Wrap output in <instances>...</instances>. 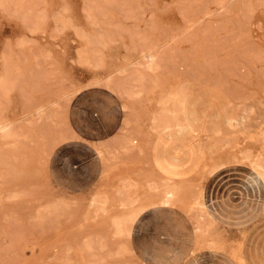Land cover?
<instances>
[{"label": "rangeland", "instance_id": "obj_1", "mask_svg": "<svg viewBox=\"0 0 264 264\" xmlns=\"http://www.w3.org/2000/svg\"><path fill=\"white\" fill-rule=\"evenodd\" d=\"M187 134L234 165L154 172L153 136ZM249 170L264 188V0H0V264H156L138 247L160 232L135 222L165 206L215 250L195 264H244L203 192Z\"/></svg>", "mask_w": 264, "mask_h": 264}, {"label": "crops", "instance_id": "obj_2", "mask_svg": "<svg viewBox=\"0 0 264 264\" xmlns=\"http://www.w3.org/2000/svg\"><path fill=\"white\" fill-rule=\"evenodd\" d=\"M218 101L221 103V106L225 104L224 102L227 103L225 99ZM207 110L208 108L205 109L206 112ZM227 111L232 113L229 105L227 106ZM212 119L213 112L208 111V115L197 123V128L200 133L206 134L205 136H212L208 130L211 121H213ZM241 119H244L243 115ZM201 137L203 136H190L189 134L178 137H167L165 135L153 136L148 149V160L151 161L154 172L170 177L188 175L192 179L196 176L195 172L197 169H199V160H202L206 165H211L213 162H226L229 160V158L219 155L212 162H207L208 158L203 148ZM105 140L107 138L104 140L100 139L97 142ZM232 165L234 164L226 162L216 172L211 175L208 174L205 177L206 180L211 179L217 173L224 171V169ZM231 172L233 171L222 173L213 179V185L216 182L218 183L215 187L212 185V187L204 190L205 205L216 224L227 230L229 229L228 227L232 226V232L237 233V235L241 233L240 235H242L244 244L243 249L242 247L240 249V254L244 260V264H264V257L262 259H260L261 257L256 259L251 255L253 241L259 237L260 232L258 231L261 229V226H264V188L260 181L254 179L250 170L242 178L233 175ZM227 173L230 174L228 175ZM224 174L227 175L222 179ZM166 207L169 208L171 206L148 209L137 219L135 224L142 223V226L138 228L139 230L145 229V227L147 229L152 227V233L158 232V230L160 232L158 234L159 238H157L159 243L156 247L150 251L147 250V252L143 247H138L140 250H137L140 252L144 250V254L141 252L144 256L147 255L154 258L158 256L155 258L157 259L156 264H165L166 262L168 264H195L196 257H199L198 255L200 253L207 251L208 255L213 254L215 251L213 249L194 251L193 243H191L190 239H187L188 233H177L175 225L172 226L170 220L166 219L165 216H160V214H163L160 212ZM163 211L169 213V210ZM242 213H246L247 216H244ZM157 221L159 224L156 223ZM165 221H168V225L167 229L164 230L163 225L165 226ZM138 229H134L133 227L134 231L132 234ZM161 232H165V234ZM262 235L264 236V232H262ZM183 240H187V242L182 245ZM159 256L162 258H159ZM230 259L237 264L232 257Z\"/></svg>", "mask_w": 264, "mask_h": 264}]
</instances>
